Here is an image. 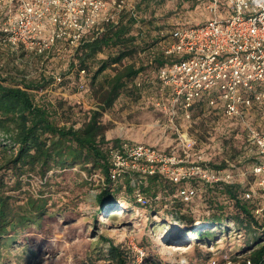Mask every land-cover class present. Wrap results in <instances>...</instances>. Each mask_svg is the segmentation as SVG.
I'll use <instances>...</instances> for the list:
<instances>
[{
  "label": "built area",
  "instance_id": "1",
  "mask_svg": "<svg viewBox=\"0 0 264 264\" xmlns=\"http://www.w3.org/2000/svg\"><path fill=\"white\" fill-rule=\"evenodd\" d=\"M126 9L124 0H0V46L21 47L45 58L53 51L61 54L74 50L92 31L116 23ZM204 10L208 20L203 23L179 24L167 32L164 56L172 59L156 72L153 105L171 122L178 115L189 121L195 102L214 95L222 116L239 133L238 157L213 167L185 134H178L172 151L121 142L108 150V180L159 176L176 187L184 202L203 188L236 184L264 230V0H206ZM79 75L84 77V71ZM53 78L57 84L62 81L61 76ZM135 198L142 206L150 202L139 191ZM132 247V264H147L145 250ZM211 251L199 264H239L241 259Z\"/></svg>",
  "mask_w": 264,
  "mask_h": 264
},
{
  "label": "trees",
  "instance_id": "2",
  "mask_svg": "<svg viewBox=\"0 0 264 264\" xmlns=\"http://www.w3.org/2000/svg\"><path fill=\"white\" fill-rule=\"evenodd\" d=\"M136 9V12H122L116 23L105 25L101 32L92 31L73 50L74 62L71 67H76L78 74L84 71V76H88L86 72L93 68L88 84L82 80L83 77L80 84L90 86L95 108L85 111L87 114L80 126H75L74 122L69 123L64 118L65 112L73 110L72 106L64 110L65 102L60 100L54 104L42 94L55 83L53 76L49 79L41 75L38 79L28 80L24 76L17 78L0 72V264H5L3 252L8 248L24 245L22 241L28 239L27 232L31 228H36L41 235L50 234L51 228L48 225L58 220L59 209L52 210L55 194L63 192L62 188L59 189L60 180L63 183L70 173L75 174V177L83 172L89 176L97 173L103 177L100 191L94 198L100 215L114 213L117 209L127 213L130 207L143 210L150 202L142 206L137 202L135 193L139 191L145 196L154 195L152 189L168 183L159 176L127 175L123 179V199L119 200L122 188L116 186L115 189L112 186L114 183L108 180V150L121 142L106 138L108 127L102 122L103 114L123 94H141L144 89L142 73L148 68L155 72L158 89L156 72L172 59L164 56L167 43L153 52L154 46L162 38L147 42L142 34L136 32V26L146 22L138 15L139 6ZM175 26L178 24L172 25L170 29ZM150 50L152 52H149L148 66H136L128 62L138 54ZM100 55L104 58H99ZM56 56L57 52L53 51L47 58L38 57L43 63L50 62ZM108 69L110 73H105ZM214 97L206 95L195 102L192 115L198 110L222 115L220 103ZM233 127L232 130L237 132L235 125ZM236 134L239 136L238 132ZM238 155L239 149L232 158L236 159ZM224 165L225 163L212 164L213 167ZM123 180L116 183L120 184ZM205 192L209 196L215 195V201L220 202V205H216L217 212H213L198 228H192L198 240L209 244L216 234L225 230L228 232L232 225L242 239L239 251L246 252L239 264H264V230L252 214L253 205L242 198L239 186L215 185L206 187ZM176 199L178 204L182 201L177 195ZM226 208H229V212ZM178 211L181 213L177 219L180 226L192 227L193 218ZM105 241H108L107 251H98V260L105 261L106 264H132L133 253L130 255V252L120 246L109 240ZM210 255V252L198 255L194 261L206 259ZM146 260L147 264H172L149 254L146 255ZM81 264L95 263L84 261Z\"/></svg>",
  "mask_w": 264,
  "mask_h": 264
},
{
  "label": "rangeland",
  "instance_id": "3",
  "mask_svg": "<svg viewBox=\"0 0 264 264\" xmlns=\"http://www.w3.org/2000/svg\"><path fill=\"white\" fill-rule=\"evenodd\" d=\"M124 1L126 11L136 12L139 6L138 15L146 20L144 24L136 26L137 33L142 34L147 42L162 38L154 46L153 52L167 43V32L172 25L194 26L208 20L204 10L206 0ZM219 18L223 19L222 16ZM20 48L0 46V72L17 78L24 76L28 80L38 79L41 75L49 79L54 75L61 76L60 84L54 83L42 94L54 104L60 100L65 102L64 110L72 106L73 110L65 112L64 118L80 126L85 120V111L95 108V101L90 86L81 88L82 77L76 67H71L74 62L73 50L61 52L50 62L41 63L38 56ZM149 52L152 50L140 53L128 62L146 67L149 64ZM99 58L104 56L100 55ZM92 72L93 68L86 72L88 76L82 78L85 83L88 84ZM105 73H110V70ZM142 81L144 89L141 94H123L103 114L102 122L108 127L107 139L146 143L172 151L176 150L178 134H185L195 140L194 151L209 164H227L236 160L232 155L240 147V136L232 130L233 122L218 112L199 110L191 114L189 121L178 115L171 122L169 115L160 113L152 105L158 92L155 72L148 68L142 73ZM102 182L103 177L97 173L89 176L85 172L76 177L70 173L63 183L60 180L59 189L62 188L63 192L55 194L52 208L53 211L59 209L58 220L48 225L51 228L50 234L41 235L36 228H31L27 232L28 239L22 241L23 246H13L3 252L5 264H81L84 261L106 264L98 260L96 254L100 250L107 251L108 241L105 240L120 246L130 255L133 253L132 246L141 247L146 255L172 264H199L202 260L194 261L195 257L211 253V250L219 256H246V252L239 251L242 239L232 225L228 232L225 230L216 234L209 244L198 240L192 228H198L213 212H217L216 205H220V202L215 201L217 197L209 196L205 188L192 201H179L178 204L175 186L167 181L164 186L151 190L154 195H147L150 203L145 209L130 207L127 213L117 209L114 213L100 215L94 198ZM112 186L115 189L116 186L122 188L119 200L123 199L124 180ZM178 210L193 218L192 227L180 226L177 219L181 213ZM226 210L229 212V208ZM170 246L186 247L188 250H169Z\"/></svg>",
  "mask_w": 264,
  "mask_h": 264
},
{
  "label": "bare ground",
  "instance_id": "4",
  "mask_svg": "<svg viewBox=\"0 0 264 264\" xmlns=\"http://www.w3.org/2000/svg\"><path fill=\"white\" fill-rule=\"evenodd\" d=\"M169 250H180V251H187L188 249L186 247H174L170 246L168 247Z\"/></svg>",
  "mask_w": 264,
  "mask_h": 264
}]
</instances>
